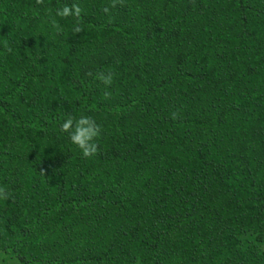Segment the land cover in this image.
<instances>
[{"label":"trees","instance_id":"obj_1","mask_svg":"<svg viewBox=\"0 0 264 264\" xmlns=\"http://www.w3.org/2000/svg\"><path fill=\"white\" fill-rule=\"evenodd\" d=\"M0 250L264 264V0H0Z\"/></svg>","mask_w":264,"mask_h":264},{"label":"clouds","instance_id":"obj_2","mask_svg":"<svg viewBox=\"0 0 264 264\" xmlns=\"http://www.w3.org/2000/svg\"><path fill=\"white\" fill-rule=\"evenodd\" d=\"M55 15L58 17H79L81 15V9L76 5L71 7L64 6L63 8L57 9ZM75 30L79 32L80 28L77 27ZM101 79L107 84L110 82L111 77L102 76ZM61 130L68 133L71 144L77 146L85 158L97 154L99 146L96 140L101 133V128L94 119L85 115L74 120L69 116L62 122Z\"/></svg>","mask_w":264,"mask_h":264},{"label":"rangeland","instance_id":"obj_3","mask_svg":"<svg viewBox=\"0 0 264 264\" xmlns=\"http://www.w3.org/2000/svg\"><path fill=\"white\" fill-rule=\"evenodd\" d=\"M0 264H21L14 257L4 253L0 250Z\"/></svg>","mask_w":264,"mask_h":264}]
</instances>
